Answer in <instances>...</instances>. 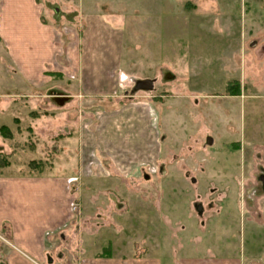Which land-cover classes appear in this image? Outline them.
Returning <instances> with one entry per match:
<instances>
[{
  "label": "rangeland",
  "instance_id": "1",
  "mask_svg": "<svg viewBox=\"0 0 264 264\" xmlns=\"http://www.w3.org/2000/svg\"><path fill=\"white\" fill-rule=\"evenodd\" d=\"M45 1L62 11H99L123 31L115 93L145 113L142 137L155 130L157 166H164L148 179L144 173L151 171L141 166L133 178L128 172L89 184H79L78 173L74 183L84 192L81 207V198L76 200V231L94 232L96 223L105 221L104 246L112 243L131 253L160 249L177 264H191L193 258V264H264V225L257 226L262 219L256 215L264 213V192L255 195L260 188L254 167H264V0ZM17 14L18 9L12 24L22 23ZM6 18L0 13V32ZM142 79L151 80L153 88L135 87ZM233 80L238 91L227 95ZM51 90L50 85L26 88L0 39V96L7 100L0 125L12 129L8 137L0 135L9 152L0 153V173L72 172L80 163L82 134L99 137L106 114L95 99H70L56 107L49 96L30 97ZM71 109L75 119L67 118ZM126 121L130 132L133 124ZM143 139L142 151L148 145ZM233 141L250 147L251 156L233 149ZM96 146L89 143L87 158H96ZM31 160L41 165L33 167Z\"/></svg>",
  "mask_w": 264,
  "mask_h": 264
},
{
  "label": "crops",
  "instance_id": "2",
  "mask_svg": "<svg viewBox=\"0 0 264 264\" xmlns=\"http://www.w3.org/2000/svg\"><path fill=\"white\" fill-rule=\"evenodd\" d=\"M56 4L45 0H0V13L4 19L8 15L6 21L3 19L0 32L6 54L26 88L41 90L50 85L53 89L35 96L32 94L31 98L42 100L49 96L56 103L55 96L61 95L66 97L63 104L70 99L86 103L92 98L102 107L100 110L106 117L96 141L88 138L86 133L82 134L78 150L80 163L74 165L72 172L0 173V264H177L174 258L160 249L152 251L147 248L143 253L122 252L111 243L109 254H101L107 242V236H103L107 231L105 221L96 223L94 232L76 231L71 203L81 198L79 195H83L84 190L78 191L71 179L77 178L78 173L79 184L81 180L89 184L113 181L118 175L128 172L133 178L132 171L141 166H155V170L157 168L160 172L164 166H157L158 143L153 128L144 136L147 137V147L143 151L139 149L141 145L146 146L141 133L145 126V113L133 101L119 105L120 96L115 93L116 72L124 54L123 31L111 27L99 11L84 13L76 7L73 11H62L59 6L58 13H55L53 7ZM16 9L15 19H22V23L15 25L11 20ZM63 16L66 21L61 20ZM1 97L4 96H0V110L7 103ZM75 110L68 111L67 118ZM55 112L54 109L50 116ZM125 118L133 124L130 132ZM16 120L17 117H12L14 124ZM7 127L12 133V129ZM68 130L67 134H70L72 130ZM128 136H132V140L127 144L124 140ZM92 141L98 145L94 159L86 157ZM0 153H9L1 142ZM95 167V174H90V169ZM78 202L81 207L82 198ZM260 219L258 227L264 225V213ZM164 246L166 248V244ZM196 261L193 258L190 263Z\"/></svg>",
  "mask_w": 264,
  "mask_h": 264
},
{
  "label": "trees",
  "instance_id": "3",
  "mask_svg": "<svg viewBox=\"0 0 264 264\" xmlns=\"http://www.w3.org/2000/svg\"><path fill=\"white\" fill-rule=\"evenodd\" d=\"M226 94L227 95H235L238 91V83L236 80H233L232 82H230L229 84L226 85ZM132 101V99L128 98V99H125V100H120L119 101V104H124V103H127V102H130ZM0 134L3 136V137H8L10 135V131H9V128L4 125V124H1L0 125ZM7 163V161H6ZM29 165H32L33 167L34 166H38V165H41L40 162L38 161H35V160H31L29 162ZM110 252V244H108L107 246H105L102 251H101V254L103 255H108Z\"/></svg>",
  "mask_w": 264,
  "mask_h": 264
},
{
  "label": "flooded vegetation",
  "instance_id": "4",
  "mask_svg": "<svg viewBox=\"0 0 264 264\" xmlns=\"http://www.w3.org/2000/svg\"><path fill=\"white\" fill-rule=\"evenodd\" d=\"M232 143H237V144H234L232 147L233 149L235 150H240V147H241V150L243 149V151H245V156L247 158V152L249 153V155L251 156L252 154V149L250 147H245L242 145V143L240 141H233ZM250 163H248L249 165ZM251 166V165H250ZM254 167L258 168L257 169V173L255 174V180L258 182V185H259V188L260 190L258 192L255 193V195H257L258 193L262 194L264 192V167L263 166H258V163L257 165H254ZM251 168L253 169V167L251 166ZM147 177V176H146ZM196 209L197 210H200L201 209V206L199 204L196 205ZM263 211V210H262ZM263 213L262 212H257L256 215L257 216H261Z\"/></svg>",
  "mask_w": 264,
  "mask_h": 264
},
{
  "label": "water",
  "instance_id": "5",
  "mask_svg": "<svg viewBox=\"0 0 264 264\" xmlns=\"http://www.w3.org/2000/svg\"><path fill=\"white\" fill-rule=\"evenodd\" d=\"M55 11H57V8H55ZM135 87L150 90L153 88V83L149 79H142L137 82ZM55 100L57 101L59 105H62L63 102L66 100V97L57 95L55 96ZM208 143H211V141L209 140Z\"/></svg>",
  "mask_w": 264,
  "mask_h": 264
}]
</instances>
